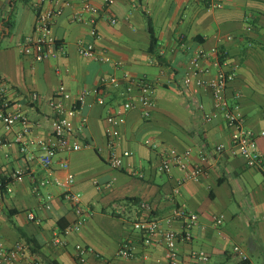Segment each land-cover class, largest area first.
<instances>
[{"label": "crops", "instance_id": "1", "mask_svg": "<svg viewBox=\"0 0 264 264\" xmlns=\"http://www.w3.org/2000/svg\"><path fill=\"white\" fill-rule=\"evenodd\" d=\"M208 2L116 0L105 7L100 0H93L100 10L97 28L101 38L96 45L109 59L98 62L79 54L80 40L94 41L86 20L95 16L84 11V0H0V80L6 97L21 104L31 120L27 141L35 155L29 160L16 142L22 125L8 131L0 120V144H4L0 181H9L7 191H0V247L25 242L28 253L43 264H81L78 245L94 250L86 264H168L164 243L145 247L134 230V222L143 215L140 204L145 202L154 216L162 219L170 217L176 207L199 216L193 240L179 244V264H239L242 261L235 247L245 252L250 264H264V168H250L242 157L229 151L215 154L216 146H231L235 131L223 117L206 122L205 113L214 111L212 93L192 96L182 83L196 49L227 51L228 69L236 74L228 98L232 105L240 106L264 156V0H220L222 8ZM40 8L61 11L53 31L65 48V54L44 62L21 53L25 39L34 34ZM110 18L118 23L112 24ZM149 19L158 39L154 52L150 49ZM181 35L185 43L179 40ZM115 62H121L123 70L117 69ZM204 66L211 69L209 77L216 75L211 62ZM124 72L147 77L155 85L157 107L150 118H144L140 109L124 111ZM112 77L121 79V86L106 87L102 102L88 97L73 118L76 138L91 143L92 148L61 153L53 166L45 168L37 140L52 139L55 112L44 100L30 105L29 97L38 93L52 98L64 86L70 105L84 91L100 87L103 78ZM199 104H204V111ZM112 111L122 121L120 152H134L125 158L121 170L109 163L106 116ZM84 118L87 123L83 126ZM172 148L182 152L192 149L191 166L200 163L201 153L212 157L204 164L202 179L185 182L179 194L175 190L185 172L159 170L160 151ZM62 162H68V170L61 167ZM15 169L26 171L22 181L10 178ZM133 170L142 171L145 179L133 176ZM69 174L75 182L67 187ZM44 179L50 184L41 188L39 198L35 188ZM68 191L83 196L80 207L66 199ZM32 213L34 219L29 217ZM221 216L224 221L218 224L216 219ZM82 218L86 223L79 231L65 234ZM163 227L167 228L165 223ZM173 228L182 231L183 222H175ZM57 238L65 245H57ZM128 239L134 240L136 254L119 257ZM200 254L207 255L208 261L200 260L196 256ZM22 264L30 262L26 259Z\"/></svg>", "mask_w": 264, "mask_h": 264}, {"label": "built area", "instance_id": "2", "mask_svg": "<svg viewBox=\"0 0 264 264\" xmlns=\"http://www.w3.org/2000/svg\"><path fill=\"white\" fill-rule=\"evenodd\" d=\"M61 1V0H59ZM105 7L112 6L116 0H100ZM211 7L222 8L223 4L220 0H209ZM66 5H70L66 2ZM83 9L86 12L94 14L95 17L87 19L86 22L91 25V36L94 39L92 42L80 40L78 42L79 54L84 58L95 59L98 62H107L109 59L106 54L100 51L96 45L101 36L97 28L98 17L100 10L94 5L93 0H84ZM59 9L46 10L40 8L38 10L37 24L34 34L25 39L21 47V53L25 56L33 57L37 61H47L55 58L60 54H65V48L59 44L56 38L53 27L56 17L60 14ZM82 20V18H80ZM112 24L116 25L118 21L110 18ZM250 31L251 28L248 27ZM181 43H185V36L179 37ZM228 40H233V37H228ZM186 45V44H185ZM204 62H211L217 70L213 77H209L211 69L204 66ZM115 67L123 70L124 66L121 62H115ZM229 62L227 61V51L214 47L212 49L199 48L193 52L189 62L187 72L183 77V88L192 96L198 95L202 91H209L214 97V111L205 113L204 120L212 122L214 119L223 117L227 125L235 131L231 146L218 145L214 148L215 154L221 155L229 151L233 156L242 157L250 168H264V156L259 150L257 144L256 133L246 126L245 117L240 110L239 105H232L228 98L229 86L236 78L233 70L228 69ZM123 81L126 82L125 89L122 91V97L126 98L124 102V111L140 109L144 118H150L152 112L157 107L155 99V85L147 77H136L128 72H124ZM122 80L117 77L103 78L100 87L86 90L76 101L70 105L67 103L66 88L61 86L54 97L44 98L38 93H33L29 97L30 105L41 102L42 100L54 110L55 117L52 122V139L45 140L39 138L37 145L43 156L40 161L45 168H50L55 164L56 157L61 153L78 152L83 149L92 148L89 142L83 143L76 138V128L73 121L79 115L82 107L86 104L87 98L95 96L98 101H103V92L108 86L119 88ZM199 109L204 111V104H199ZM0 120L6 130L11 131L16 125L21 124L23 129L17 135L16 142L20 145V150L26 154L29 160H34L35 155L30 152V146L27 137L31 133V120L22 109V105H15L6 97L5 84L0 80ZM87 119L84 118L82 125H86ZM106 135L108 147L110 150L109 163L115 170H121L125 167V158L132 157L134 152L127 151L124 154L120 152V144L122 139L121 118L117 112H111L106 116ZM264 136V130L261 133ZM4 144H0V167L2 166L1 149ZM155 150L159 149L157 144L153 145ZM193 150L179 151L177 149H166L160 151L159 170L161 172H170L177 168L185 172V178L179 183L175 194L180 193V188L185 182H199L206 174L204 164L208 163L211 155L209 153L200 154V163L191 166ZM61 167L65 170L69 169L68 162H62ZM26 175L24 169H15L12 171L10 178L22 181ZM132 175L138 179H145V174L142 171L133 170ZM75 182L72 174H69L66 181V186H71ZM50 184L47 179L37 183L35 188L39 198L42 197L41 188ZM108 186H111L110 184ZM3 183L0 181V191H2ZM66 199L75 206L80 207L83 203L81 194L68 191ZM50 209V206H47ZM142 217L138 218L133 224L134 230L139 234L140 240L145 247H152L158 242H162L166 248V262L168 264H179L180 252L179 244L182 242L189 243L193 240V230L199 222V216L191 213L184 208L176 207L172 215L168 218L155 217L150 204L141 203ZM30 219H34V214L29 215ZM183 222V230L177 231L173 228L175 222ZM218 224H222L224 216L216 219ZM86 219L82 218L73 226L69 227L65 234L71 231H79ZM163 223L167 228L164 229ZM57 245H65V241L61 238L55 239ZM77 259L81 264H86L87 256L94 253L93 248L84 245H78ZM28 246L25 242H17L11 248L0 247V264H22L24 260H29L30 264H43L35 256L28 253ZM235 253L240 257L241 261H247L249 258L239 247H235ZM136 254V244L134 240H126L118 253L119 257L132 258ZM202 261H208V256L205 254L196 255Z\"/></svg>", "mask_w": 264, "mask_h": 264}, {"label": "trees", "instance_id": "3", "mask_svg": "<svg viewBox=\"0 0 264 264\" xmlns=\"http://www.w3.org/2000/svg\"><path fill=\"white\" fill-rule=\"evenodd\" d=\"M148 30H149L150 37H151V48L150 49H151V52H154L158 44V39L156 37V31H155L154 25L150 19L148 20ZM2 183H3L2 193H5L7 191L9 181H7L6 179H2ZM132 201L137 202V200H132ZM52 264H58V263L53 262ZM239 264H250V263L247 260V261H242Z\"/></svg>", "mask_w": 264, "mask_h": 264}]
</instances>
